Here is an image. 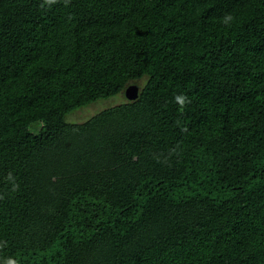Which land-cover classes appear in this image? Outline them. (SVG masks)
Returning a JSON list of instances; mask_svg holds the SVG:
<instances>
[{
    "label": "trees",
    "instance_id": "trees-1",
    "mask_svg": "<svg viewBox=\"0 0 264 264\" xmlns=\"http://www.w3.org/2000/svg\"><path fill=\"white\" fill-rule=\"evenodd\" d=\"M0 264H264V0H0Z\"/></svg>",
    "mask_w": 264,
    "mask_h": 264
},
{
    "label": "rangeland",
    "instance_id": "rangeland-1",
    "mask_svg": "<svg viewBox=\"0 0 264 264\" xmlns=\"http://www.w3.org/2000/svg\"><path fill=\"white\" fill-rule=\"evenodd\" d=\"M144 81V78L136 79L133 81V83L140 86ZM127 96L125 95V92H119L115 95H111L106 98H100L97 99L89 104L80 106L71 112H68L65 116L67 121L70 122H82L86 119H88L90 116L94 115L101 109H104L106 107L118 104L120 102H123L127 100Z\"/></svg>",
    "mask_w": 264,
    "mask_h": 264
},
{
    "label": "clouds",
    "instance_id": "clouds-1",
    "mask_svg": "<svg viewBox=\"0 0 264 264\" xmlns=\"http://www.w3.org/2000/svg\"><path fill=\"white\" fill-rule=\"evenodd\" d=\"M46 2L47 3H49V4H51V3H55L56 2V0H46ZM66 2H67V0H66ZM233 19V17L231 16V14H226L225 15V22H227V21H230V20H232ZM187 97H185V96H183V95H179V96H176L175 97V100L181 105V107H183L184 106V104H185V102L187 101ZM188 102H190V101H188ZM184 130H186V129H182V131H184ZM18 186H15L14 185V190L17 188Z\"/></svg>",
    "mask_w": 264,
    "mask_h": 264
},
{
    "label": "water",
    "instance_id": "water-1",
    "mask_svg": "<svg viewBox=\"0 0 264 264\" xmlns=\"http://www.w3.org/2000/svg\"><path fill=\"white\" fill-rule=\"evenodd\" d=\"M138 94V86L135 83H130L125 88V95L128 98H135Z\"/></svg>",
    "mask_w": 264,
    "mask_h": 264
}]
</instances>
